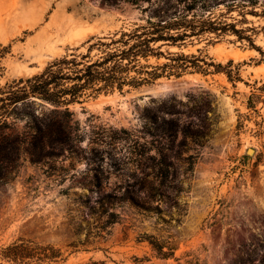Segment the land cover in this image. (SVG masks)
<instances>
[{
	"label": "rangeland",
	"instance_id": "rangeland-1",
	"mask_svg": "<svg viewBox=\"0 0 264 264\" xmlns=\"http://www.w3.org/2000/svg\"><path fill=\"white\" fill-rule=\"evenodd\" d=\"M130 1L0 0V90L153 15ZM247 19L264 52V18ZM199 49L233 61V80L188 73L102 93L70 106L53 144L12 116L0 130V264H264V56L234 35L183 51Z\"/></svg>",
	"mask_w": 264,
	"mask_h": 264
},
{
	"label": "trees",
	"instance_id": "trees-1",
	"mask_svg": "<svg viewBox=\"0 0 264 264\" xmlns=\"http://www.w3.org/2000/svg\"><path fill=\"white\" fill-rule=\"evenodd\" d=\"M144 1L149 2V6L144 8ZM130 4L142 12L153 10V15L111 36L92 37L85 43L88 45L85 54L64 55L48 64L41 73L14 81L6 91L0 90V130L8 126L12 116L21 115L28 119V124H35L40 140L44 131H48L49 142L53 144L63 140L66 116L72 115L70 106L102 93L123 92L188 73L223 72L232 81L233 73L228 67L233 61L223 66L203 55L201 49L198 55L183 51L195 41H206L210 45L234 35L264 56L255 45L257 28L244 27L249 24L247 15L264 18V0H177L175 3L166 1L154 9L148 0H131ZM216 10H220L218 15ZM233 13L241 19L233 17ZM95 50L99 53L94 58L91 54ZM35 104L54 108L48 117L37 118L32 112ZM53 134L56 136L52 137ZM157 250L168 256L162 247ZM7 257L16 261L20 253Z\"/></svg>",
	"mask_w": 264,
	"mask_h": 264
},
{
	"label": "water",
	"instance_id": "water-1",
	"mask_svg": "<svg viewBox=\"0 0 264 264\" xmlns=\"http://www.w3.org/2000/svg\"><path fill=\"white\" fill-rule=\"evenodd\" d=\"M247 152H248V155H252L254 153V150L250 148V149H248Z\"/></svg>",
	"mask_w": 264,
	"mask_h": 264
}]
</instances>
